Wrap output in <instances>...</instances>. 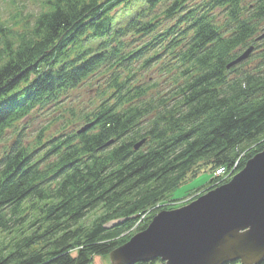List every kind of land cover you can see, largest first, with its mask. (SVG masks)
I'll return each mask as SVG.
<instances>
[{"label": "trees", "instance_id": "16d2710c", "mask_svg": "<svg viewBox=\"0 0 264 264\" xmlns=\"http://www.w3.org/2000/svg\"><path fill=\"white\" fill-rule=\"evenodd\" d=\"M45 1L20 30L0 22V143L33 109L57 104L92 75L110 76L79 130L43 143L41 133L35 147L17 133L3 150L0 264L108 256L167 209L189 175L209 171L211 190L264 150V37L256 40L264 0H202L194 8L187 0ZM118 8L134 15L123 26ZM162 16L172 23L160 31ZM128 33L149 39L127 50ZM159 61L167 87L149 96L156 81L136 74ZM175 69L176 80L168 79ZM220 168L229 176H216Z\"/></svg>", "mask_w": 264, "mask_h": 264}, {"label": "water", "instance_id": "95a60500", "mask_svg": "<svg viewBox=\"0 0 264 264\" xmlns=\"http://www.w3.org/2000/svg\"><path fill=\"white\" fill-rule=\"evenodd\" d=\"M264 32L256 38L260 40ZM253 46L230 64L245 60ZM83 130V129H82ZM81 130V131H82ZM143 141L134 146L137 149ZM111 264H257L264 259V150L232 178L191 203L157 212L147 227L113 249Z\"/></svg>", "mask_w": 264, "mask_h": 264}, {"label": "rangeland", "instance_id": "374dc122", "mask_svg": "<svg viewBox=\"0 0 264 264\" xmlns=\"http://www.w3.org/2000/svg\"><path fill=\"white\" fill-rule=\"evenodd\" d=\"M201 1L202 0H187L185 4L186 8H194L196 4ZM253 1L254 0H245L244 3L251 4ZM45 2V0H0V22L4 24V26L12 29L11 31L14 29L20 30L23 27L22 23L32 22V19L43 8ZM167 5L168 3H162V5H160L161 7L158 6L155 8L151 17L153 15L160 14L161 10H163ZM132 8H136V6H133ZM124 11L125 10H122L121 8H118L114 11V14L120 21L119 24L121 26L125 25V22L129 18L134 17V15L130 16L123 14ZM132 11H135V9ZM160 19V31L165 28V26H169L172 23V21L165 16H162ZM223 19L224 17L221 13L218 17V20L221 22ZM19 20L21 23H18ZM145 20L149 19L146 18ZM262 24H264V22ZM138 35L139 34L136 33H128L126 35L128 39L127 42H131L130 47H127V50L138 48L143 42L149 39L147 36L139 37ZM153 51L151 50L149 55L154 54ZM164 58H167L166 54L162 60H164ZM172 58L177 62L174 57ZM161 62L162 61L157 62L158 66L154 65L148 69L140 70L136 74V78L140 81H145V83L151 84L153 81H156V85L150 91L149 96H151V94L155 96V94L157 95V92L160 93L167 87L165 80L166 74L160 75L158 70H156L158 69ZM133 64L135 68L139 66V62L137 61H134ZM254 64H256V60L248 63L250 66H253ZM177 73L178 72L176 69L175 71L170 72L167 76L168 79H173V81L176 80L178 77ZM109 76V72H101L92 75L75 89L68 90V92L61 97L57 104H52L50 107L46 106L45 108L39 107L33 109L25 119L15 124L13 128L8 129L5 139L2 140V143H0V156L2 155L3 150L11 145V142L17 137V133L18 135H22V140L25 145L35 147L37 137L41 135V133V142L43 143L44 141L47 142V140L59 134H65L79 130L81 126H83L82 116L92 110V105L95 106L98 103L102 93L105 94L104 82L108 81ZM162 78L165 79L163 80ZM168 84L171 86L172 80H168ZM44 147L42 146L41 149L44 150ZM210 178L211 173L205 169L199 171L196 176L189 175L186 179V182H184L173 192L172 199L169 202V205L166 206L167 209H165H175L185 206L199 198L201 195L207 193L209 190L206 189L205 185ZM92 217V215H89V219ZM100 259L102 264H107L110 262L108 256L99 255L95 256L89 264H101ZM233 264L240 263L236 262Z\"/></svg>", "mask_w": 264, "mask_h": 264}, {"label": "built area", "instance_id": "2783aa9c", "mask_svg": "<svg viewBox=\"0 0 264 264\" xmlns=\"http://www.w3.org/2000/svg\"><path fill=\"white\" fill-rule=\"evenodd\" d=\"M236 165H237V164H235V166H236ZM235 166L232 168V170L235 168ZM224 172H226L225 169H224V168H220V169H218V170L215 171V175H216V176H224V175H225V177L229 176L230 173H228V174L226 175V173H224Z\"/></svg>", "mask_w": 264, "mask_h": 264}, {"label": "crops", "instance_id": "0c3cea01", "mask_svg": "<svg viewBox=\"0 0 264 264\" xmlns=\"http://www.w3.org/2000/svg\"><path fill=\"white\" fill-rule=\"evenodd\" d=\"M100 262H101V264H102V261H101V259H100Z\"/></svg>", "mask_w": 264, "mask_h": 264}]
</instances>
